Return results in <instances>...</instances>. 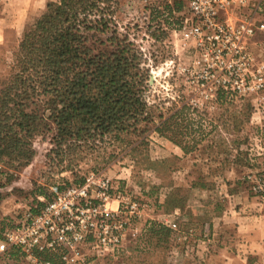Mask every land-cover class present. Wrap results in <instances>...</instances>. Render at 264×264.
<instances>
[{"label":"rangeland","instance_id":"1","mask_svg":"<svg viewBox=\"0 0 264 264\" xmlns=\"http://www.w3.org/2000/svg\"><path fill=\"white\" fill-rule=\"evenodd\" d=\"M50 1L58 0H0V77L12 69L23 30ZM183 8L181 0H117L115 23L148 60L146 68L153 76L150 100H162L166 109L191 107L187 117L201 120L207 138L215 139L219 147L203 150L210 143L205 140L185 154L150 126L142 137L129 136L128 140L145 138L133 150L127 143L109 142L98 150L60 157L51 154L48 136H38L32 162L0 186V239L5 225L14 224L34 208L51 186L82 182L91 173L117 182L129 200L142 205L119 256L92 264H219V239L230 241L234 228L226 224L213 235L206 226L210 216L225 209L236 214L239 207V211L264 212V198L255 190L264 179V124L259 121L264 108L257 113L264 104V89H246L253 75L249 70L244 73V65L238 76L207 68L195 42L185 40L175 29ZM108 36L99 35L94 44L107 49L100 41ZM249 51L251 70L262 68L264 73V30L252 37ZM218 149L223 159L212 157ZM177 203L183 204V212L175 207ZM221 254L229 264H246L239 258L230 261L227 252ZM0 264L14 261L0 256Z\"/></svg>","mask_w":264,"mask_h":264},{"label":"trees","instance_id":"2","mask_svg":"<svg viewBox=\"0 0 264 264\" xmlns=\"http://www.w3.org/2000/svg\"><path fill=\"white\" fill-rule=\"evenodd\" d=\"M116 5L117 0L50 1L23 30L12 69L0 77V186L32 162L34 140L41 135L49 137L51 154L60 157L109 142L127 143L133 150L145 138L129 136L142 137L150 126L185 154L205 140L210 143L203 150L219 147L207 138L201 120L187 117L191 107L166 109L162 100H150L148 60L120 33ZM102 34H109L100 41L107 49L94 44ZM220 152L212 157L223 159Z\"/></svg>","mask_w":264,"mask_h":264},{"label":"built area","instance_id":"3","mask_svg":"<svg viewBox=\"0 0 264 264\" xmlns=\"http://www.w3.org/2000/svg\"><path fill=\"white\" fill-rule=\"evenodd\" d=\"M183 1L175 29L195 42L207 68L238 76L244 65V73L253 75L246 89L263 90V70H251L249 51L252 37L264 30L262 0ZM255 190L264 198V179ZM39 199L5 227L0 239V256L14 264H92L108 255L116 258L142 212L140 202L129 200L117 182L95 173L82 182H59Z\"/></svg>","mask_w":264,"mask_h":264},{"label":"crops","instance_id":"4","mask_svg":"<svg viewBox=\"0 0 264 264\" xmlns=\"http://www.w3.org/2000/svg\"><path fill=\"white\" fill-rule=\"evenodd\" d=\"M260 113L264 104L258 107ZM262 108V109H261ZM260 122L264 124V115L260 116ZM233 196V195H231ZM182 212L184 206L179 208ZM236 214H229L225 209L221 214H212L206 226L210 229L213 235H218L221 229L227 224L233 229L229 240L219 239V253L227 252L230 261H244L246 264H260L264 261V212L258 214L251 211H241L240 207L235 208ZM217 255L221 263L229 264L228 261L222 259V254Z\"/></svg>","mask_w":264,"mask_h":264},{"label":"water","instance_id":"5","mask_svg":"<svg viewBox=\"0 0 264 264\" xmlns=\"http://www.w3.org/2000/svg\"><path fill=\"white\" fill-rule=\"evenodd\" d=\"M153 77V76H152Z\"/></svg>","mask_w":264,"mask_h":264}]
</instances>
